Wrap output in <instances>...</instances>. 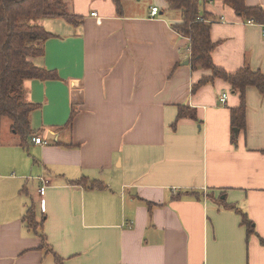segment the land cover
<instances>
[{
	"label": "crops",
	"instance_id": "0c3cea01",
	"mask_svg": "<svg viewBox=\"0 0 264 264\" xmlns=\"http://www.w3.org/2000/svg\"><path fill=\"white\" fill-rule=\"evenodd\" d=\"M69 6L77 27L37 21L52 36L30 62L54 79L23 82L33 134L21 144L0 122V264H264V97L246 88L232 144L239 94L220 79L192 89L211 71L192 68L179 12L164 0L154 18L112 0ZM201 10L212 64L264 77V24L221 1Z\"/></svg>",
	"mask_w": 264,
	"mask_h": 264
},
{
	"label": "trees",
	"instance_id": "16d2710c",
	"mask_svg": "<svg viewBox=\"0 0 264 264\" xmlns=\"http://www.w3.org/2000/svg\"><path fill=\"white\" fill-rule=\"evenodd\" d=\"M67 0H0V122L3 118L10 121V130L23 144L33 134L29 116L34 105L23 99V82L30 79L52 80L54 75L34 66L31 58L44 54L43 43L52 34L37 24L40 19L62 18L71 26L77 27L82 18L70 12ZM118 14H121V2L112 0ZM210 1H221L231 7L237 15L264 24V13L259 7H247L244 0H164L168 11L181 15V22L172 26L180 36L190 42V64L193 69L203 68L211 71V76L202 78L193 86V90L215 79L230 85L239 94L240 106L231 109V142L235 144L237 134L245 129V90L255 87L264 97V77L260 71L248 67L235 73H227L215 67L211 62L214 44L210 40V14L201 10V5ZM184 108H178L177 120L185 116ZM97 183H92V187ZM223 202V201H222ZM224 208L229 207L222 203ZM242 223L248 234L253 233L252 223L241 214ZM29 229L35 232L41 228L36 222L33 210H27L24 220ZM44 246V238L38 233ZM57 264L62 261L53 254Z\"/></svg>",
	"mask_w": 264,
	"mask_h": 264
},
{
	"label": "rangeland",
	"instance_id": "374dc122",
	"mask_svg": "<svg viewBox=\"0 0 264 264\" xmlns=\"http://www.w3.org/2000/svg\"><path fill=\"white\" fill-rule=\"evenodd\" d=\"M66 2L68 3V6H69L71 3V0H67ZM154 6L161 9L162 8V0H123L121 2L122 11L124 13H127V14L128 13L137 14L139 12L146 13V12H149V10ZM41 20L42 19L37 20V21H41ZM3 119H4L3 123H7L9 121L6 118H3Z\"/></svg>",
	"mask_w": 264,
	"mask_h": 264
},
{
	"label": "built area",
	"instance_id": "2783aa9c",
	"mask_svg": "<svg viewBox=\"0 0 264 264\" xmlns=\"http://www.w3.org/2000/svg\"><path fill=\"white\" fill-rule=\"evenodd\" d=\"M158 14H159V10H158L157 7H152L150 9L149 16L151 18L157 17ZM91 16H96V15L93 13V14H91ZM225 101H226V96L225 95H222V97L220 99V103L224 105L225 104ZM34 143L35 144H39V145H47L49 143V141L48 140H45V139H42V138L39 137V138L34 139ZM45 189H46V186L45 185H42L39 188L38 193H39L40 196H43L44 195Z\"/></svg>",
	"mask_w": 264,
	"mask_h": 264
},
{
	"label": "water",
	"instance_id": "95a60500",
	"mask_svg": "<svg viewBox=\"0 0 264 264\" xmlns=\"http://www.w3.org/2000/svg\"><path fill=\"white\" fill-rule=\"evenodd\" d=\"M187 64V63H186Z\"/></svg>",
	"mask_w": 264,
	"mask_h": 264
}]
</instances>
